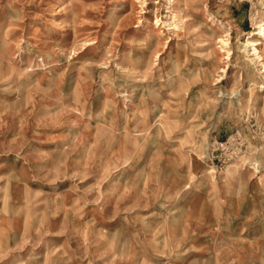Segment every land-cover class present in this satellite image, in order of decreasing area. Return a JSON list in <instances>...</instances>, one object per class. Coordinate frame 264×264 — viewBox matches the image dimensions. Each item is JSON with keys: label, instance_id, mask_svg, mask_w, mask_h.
I'll return each mask as SVG.
<instances>
[{"label": "rangeland", "instance_id": "rangeland-1", "mask_svg": "<svg viewBox=\"0 0 264 264\" xmlns=\"http://www.w3.org/2000/svg\"><path fill=\"white\" fill-rule=\"evenodd\" d=\"M177 1L0 0V264H264V0Z\"/></svg>", "mask_w": 264, "mask_h": 264}, {"label": "bare ground", "instance_id": "bare-ground-1", "mask_svg": "<svg viewBox=\"0 0 264 264\" xmlns=\"http://www.w3.org/2000/svg\"><path fill=\"white\" fill-rule=\"evenodd\" d=\"M181 3V0H178L176 2V4H180ZM185 3H187V0H185ZM187 5V4H186ZM185 9V7L183 8ZM188 9V7H187ZM186 9V11H187ZM181 11V10H180ZM186 14V13H185ZM169 15V14H168ZM181 19V18H180ZM195 21V20H194ZM157 23V22H156ZM198 23V22H197ZM199 25V24H198ZM173 29L175 30H178V25L175 24ZM176 33V32H175ZM250 35L252 36H260V37H264V24H258L256 26V30H254ZM150 36V35H149ZM260 40V39H259ZM259 40H250L248 39L247 42L244 44L246 47H249V48H253V51L251 52V55H255L257 59H259V61H262V56L261 54L259 53L258 51V45L260 44ZM248 50V49H247ZM201 57V56H200ZM131 64L134 66V63L136 62V60H130ZM139 62V61H138ZM141 62V61H140ZM262 67H263V70H262V73H264V62L262 63ZM135 69V68H133Z\"/></svg>", "mask_w": 264, "mask_h": 264}]
</instances>
